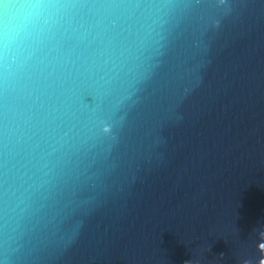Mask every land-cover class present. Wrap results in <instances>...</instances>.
<instances>
[{"label":"water","instance_id":"obj_1","mask_svg":"<svg viewBox=\"0 0 264 264\" xmlns=\"http://www.w3.org/2000/svg\"><path fill=\"white\" fill-rule=\"evenodd\" d=\"M22 22L0 264H264V0H0Z\"/></svg>","mask_w":264,"mask_h":264},{"label":"clouds","instance_id":"obj_2","mask_svg":"<svg viewBox=\"0 0 264 264\" xmlns=\"http://www.w3.org/2000/svg\"><path fill=\"white\" fill-rule=\"evenodd\" d=\"M49 6L37 3L33 5L34 11L30 14L31 17L43 19L47 13ZM34 39L32 26L26 22H22L19 30L8 33L7 31L0 33V48L4 47H20L27 49Z\"/></svg>","mask_w":264,"mask_h":264}]
</instances>
